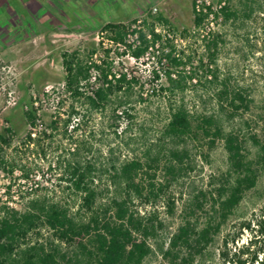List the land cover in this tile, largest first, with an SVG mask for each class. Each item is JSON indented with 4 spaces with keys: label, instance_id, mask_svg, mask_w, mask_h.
<instances>
[{
    "label": "rangeland",
    "instance_id": "1",
    "mask_svg": "<svg viewBox=\"0 0 264 264\" xmlns=\"http://www.w3.org/2000/svg\"><path fill=\"white\" fill-rule=\"evenodd\" d=\"M39 1L44 6L36 0H0V129L12 130L5 141L0 140V155L6 161L16 159L27 169L26 172L16 169L10 175L0 168V208L23 211L29 201L47 198L67 203L76 211L83 196L74 190L70 182L62 179L65 176L58 167L62 155L72 151L75 145L84 142L90 144L91 152H83L81 161L84 168L94 165V185L101 189H111L113 186L112 177L104 171L111 147L120 162H124L136 158L144 161L148 148L155 151L159 145L172 146L168 138L164 142L162 140L169 118L168 96L162 91L168 86L163 77V68L166 69L167 65L165 60H162L163 64L159 62L162 48L156 46L151 55L136 62L129 52L123 55L121 47L106 40L93 59L100 61L108 58L114 62L115 72L124 69L136 77V94L132 98L135 118L121 125L118 136L110 125L108 113L105 116L92 113L84 120H73L66 137L61 135L64 131L61 124L54 139L47 136L50 133L49 124L56 120L63 122L72 102L64 89L62 55L80 48L82 55L87 56L91 43L97 45L105 35L103 27L113 21L124 20L123 24L131 33L135 28L134 21L140 23L146 20L148 26L172 39L176 50H185L191 55L192 62L187 64L185 71H194L198 75L188 83L184 92L170 99L179 103L183 101L192 113L220 117L227 131L233 130L248 141L249 156L257 158L261 145H264V0H254V7L259 4L262 9L257 10L250 19L244 17L241 9L240 2L244 0H233L232 5L241 10L239 20H220L214 24L207 21L200 31L194 27V0H113L116 1L115 9L107 8L105 2L92 5L96 0H89V5L77 0ZM197 1L200 5L216 8L219 0ZM159 15L170 21L171 29L162 28L156 22L154 17ZM11 18L18 29H23L25 21L29 20L30 31L20 39L10 35L12 30L7 27ZM184 29L190 32L187 41L181 36ZM210 31L220 37L218 57L213 64L208 60L205 42L202 41ZM128 39L132 40L133 36L130 34ZM106 49L110 53L106 54ZM202 58L203 67L199 68ZM154 69L161 74L158 81L151 75ZM214 74L217 75L216 81ZM223 83H227L230 89L242 91L251 101L249 107L239 109L233 116L234 109L218 97ZM96 84L91 81L90 87L85 90L95 88ZM32 101L37 103L34 106L38 108L37 119L34 120L36 126L30 124L31 120L24 117L22 110L25 104ZM30 134L37 143L29 142L27 137ZM252 137L260 144H256ZM175 146L188 150L192 160L191 169L172 178L164 169L167 160H162L155 179L157 186L167 184L161 199L156 203L134 200L135 209L143 217L158 214L159 219L168 226L166 233L176 231L189 200L201 191H212L214 183L229 168L223 141H217L212 147L210 138L201 135L187 138ZM144 179L149 180L147 176ZM169 200L175 203L173 215L169 213ZM263 202L264 170L256 190L246 196L237 216L258 213L259 208L251 211L252 205L259 207ZM209 210L207 206L204 212L199 213L201 223L206 220ZM232 224L225 229V233L231 230ZM48 239L55 238L46 228H40L31 232L23 245L44 243ZM220 245L222 236L216 239L212 249L218 252ZM145 264L167 263L159 255H153Z\"/></svg>",
    "mask_w": 264,
    "mask_h": 264
},
{
    "label": "trees",
    "instance_id": "2",
    "mask_svg": "<svg viewBox=\"0 0 264 264\" xmlns=\"http://www.w3.org/2000/svg\"><path fill=\"white\" fill-rule=\"evenodd\" d=\"M77 1L88 5V0ZM102 2L107 4V8L114 9L113 0H97V4ZM232 2L219 0L216 8L201 5L197 9V0H194L195 29L203 30L207 21L214 24L220 20H239L241 10L234 7ZM254 4V0L240 2L246 19L262 9L261 5L254 7ZM154 18L162 28L171 29L169 20L161 15ZM123 22H108L102 29L104 37L97 45L91 43L87 56L82 55L80 48L62 55L64 89L72 102L63 122L56 120L49 124L50 133L47 136L54 139L61 124L64 128L61 135L66 137L73 120H84L92 113L104 116L108 113L110 125L118 136L121 125L135 118L132 98L136 94V77L124 69L115 72L114 62L108 58L100 61L93 59L106 40L121 47L123 55L129 52L136 62L151 55L156 46L162 48L159 62L163 64L162 60H165L167 68H163V77L168 84L162 91L168 96L169 109L162 140L164 142L168 138L172 146L167 148L159 145L155 151L148 148L144 161L136 158L124 162H120L111 147L104 171L112 177L113 186L111 189H101L94 185V165L84 168L81 161L83 152H91L90 144L84 142L75 145L72 151L62 155L58 167L65 176L62 179L70 182L74 190L83 196L77 210L73 211L67 203L47 198L29 201L23 211L0 208V264H145L153 255H159L167 264H264V202L259 207L257 204L252 205L251 211L259 208L258 213L237 216L246 196L258 186L264 170V145H261L257 158H251L248 141L233 130L227 131L220 117L198 115L192 113L183 101L173 102L170 98L184 92L188 83L198 75L194 71H185L187 64L192 62L191 55L185 50H176L174 41L163 36L153 26H148L146 20L140 23L134 21L135 28L131 33H128ZM130 34L136 36L133 43L128 39ZM181 36L187 41L190 32L184 29ZM202 41L205 42L208 60L213 64L218 57L220 37L210 31ZM164 50L167 52L164 53ZM104 52L110 53L108 49ZM203 59L200 60L199 68L203 67ZM92 70L95 71L97 86L86 91L85 88L90 87ZM151 75L156 81L161 79L160 72L155 69ZM213 78L216 81L217 75L214 74ZM218 97L234 109L233 116L239 109H247L251 103L242 91L230 89L227 83H223ZM34 103L25 104L22 110L24 117L31 120L30 124L36 126L34 120L37 119L38 108ZM262 121L264 127V118ZM10 134L11 129H0V140L5 141ZM201 135L210 138L212 147L217 141H223L229 168L214 183L212 191H201L189 200L176 231L166 233L168 226L159 219L158 214L143 217L135 209L134 200L158 202L167 188V184L157 186L155 182L162 160H167L164 169L170 177L186 173L191 169L190 153L175 144ZM27 139L37 143L31 134ZM252 139L260 144L259 140ZM0 168L7 170L10 175L16 169L23 172L27 170L16 159L6 161L1 155ZM144 176L149 180L146 181ZM9 189L12 187L9 186ZM207 206L210 210L206 212V220L201 223L199 213L204 212ZM168 207L169 213L173 215L174 201L169 200ZM230 224L231 230L225 233ZM40 228H46L55 241L48 239L44 243L23 245L24 239ZM221 236L222 245L217 252L212 247Z\"/></svg>",
    "mask_w": 264,
    "mask_h": 264
},
{
    "label": "flooded vegetation",
    "instance_id": "3",
    "mask_svg": "<svg viewBox=\"0 0 264 264\" xmlns=\"http://www.w3.org/2000/svg\"><path fill=\"white\" fill-rule=\"evenodd\" d=\"M36 2H38L41 6H44V5H42L40 3L39 0H36ZM89 3H90V1L88 0L87 4L89 5ZM96 4H97V0L92 5H96ZM113 8L114 9L116 8V1H114V3H113ZM16 26H17V24H16L15 20L13 18H11V22H10V24H9V26L7 28H9L10 30H12L11 33H10V35H13L16 39H20V38H22L23 36H25L30 31L31 23L29 22V20L25 21V24H24L23 29H18ZM7 28H4V29H7ZM0 30H2V29H0Z\"/></svg>",
    "mask_w": 264,
    "mask_h": 264
},
{
    "label": "built area",
    "instance_id": "4",
    "mask_svg": "<svg viewBox=\"0 0 264 264\" xmlns=\"http://www.w3.org/2000/svg\"><path fill=\"white\" fill-rule=\"evenodd\" d=\"M200 2L199 1H197V9H200ZM132 36V35H131ZM129 37H130V35H129ZM128 37V38H129ZM135 39H136V36H133V39L132 40H130V42L131 43H133L134 41H135ZM133 59V58H132ZM134 60V59H133ZM91 81H94V82H96V79H95V71L94 70H92V79H91ZM35 105L37 104V103H34Z\"/></svg>",
    "mask_w": 264,
    "mask_h": 264
}]
</instances>
